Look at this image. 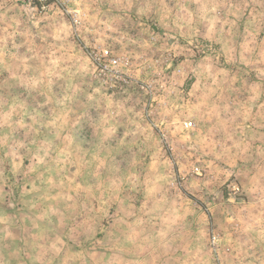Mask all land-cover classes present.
<instances>
[{"label": "rangeland", "instance_id": "rangeland-1", "mask_svg": "<svg viewBox=\"0 0 264 264\" xmlns=\"http://www.w3.org/2000/svg\"><path fill=\"white\" fill-rule=\"evenodd\" d=\"M64 1L0 0V264H264V0Z\"/></svg>", "mask_w": 264, "mask_h": 264}, {"label": "built area", "instance_id": "built-area-1", "mask_svg": "<svg viewBox=\"0 0 264 264\" xmlns=\"http://www.w3.org/2000/svg\"><path fill=\"white\" fill-rule=\"evenodd\" d=\"M16 2H28L30 4L40 6L42 9L49 8L51 6H63L65 1L64 0H14ZM100 60H105L109 62V64H103L105 68H109L110 65L112 67H116L119 64V60L117 58H114L108 50L104 51L103 54H101ZM100 60L99 63H100ZM191 123H186V127H191Z\"/></svg>", "mask_w": 264, "mask_h": 264}]
</instances>
